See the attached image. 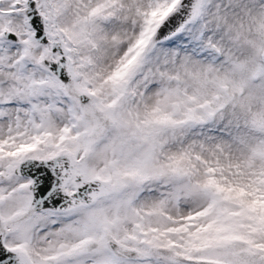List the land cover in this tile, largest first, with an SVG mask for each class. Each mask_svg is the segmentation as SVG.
Listing matches in <instances>:
<instances>
[{
	"label": "snow or ice",
	"instance_id": "obj_1",
	"mask_svg": "<svg viewBox=\"0 0 264 264\" xmlns=\"http://www.w3.org/2000/svg\"><path fill=\"white\" fill-rule=\"evenodd\" d=\"M0 264H264V0H0Z\"/></svg>",
	"mask_w": 264,
	"mask_h": 264
}]
</instances>
